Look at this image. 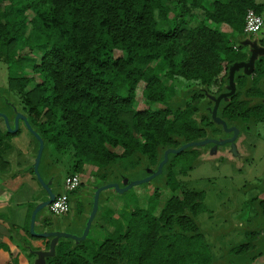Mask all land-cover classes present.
<instances>
[{
  "label": "trees",
  "instance_id": "obj_1",
  "mask_svg": "<svg viewBox=\"0 0 264 264\" xmlns=\"http://www.w3.org/2000/svg\"><path fill=\"white\" fill-rule=\"evenodd\" d=\"M249 8L262 14L264 5L257 0H0L7 89L23 91L33 80L23 75L30 68L40 81L23 94L21 114L42 138L43 150L49 145L61 154L68 152L74 171L84 164L96 167L95 187L108 182L123 186L124 172L142 166L148 175L167 148L230 136L212 120L213 100L207 96L214 85L213 96L226 91L230 65L249 56L236 49L245 40ZM28 10L33 13L29 19ZM196 10L203 21L187 26L186 17ZM205 22L225 24L234 41ZM23 48H39V62L25 61L19 54ZM156 71H164L171 81L190 82L191 100L170 103L173 84L165 85ZM141 82L142 97L164 107H134ZM234 82L235 92L220 101L217 116L238 127L232 149L237 155L236 144L248 135L251 122L264 117V54L255 60L252 75L239 70ZM17 113L13 109L11 117ZM11 133L6 127L0 130V143ZM198 147L168 155L160 174L174 193L157 213L158 191L146 207H130L121 214L125 227L104 217L113 229L98 244H88L87 237L74 244L60 237L49 264H214L211 245L195 220L203 209V193L178 180L193 168ZM187 151L191 163L177 169L171 156ZM8 166L0 147V171ZM258 204L264 215V200ZM244 236L233 249L235 255L256 252L257 233L246 230Z\"/></svg>",
  "mask_w": 264,
  "mask_h": 264
},
{
  "label": "rangeland",
  "instance_id": "obj_2",
  "mask_svg": "<svg viewBox=\"0 0 264 264\" xmlns=\"http://www.w3.org/2000/svg\"><path fill=\"white\" fill-rule=\"evenodd\" d=\"M260 1L264 2V0ZM32 15L31 11L28 10L26 12L28 19ZM262 15L264 17V8ZM169 17L172 18V15ZM186 20H188L187 26L191 27L203 21V14L197 10L190 12ZM205 23L211 28H217L226 33L230 41H234L228 26L225 24ZM29 27L28 24L25 34L28 33ZM263 31L264 26L261 32ZM115 53L116 55H123L120 51H115ZM19 54L24 55L25 61L29 63L33 60L38 63L42 56L39 48L32 50L23 48L19 51ZM156 73L165 85L173 84L174 96L170 103H173V100L181 103L191 100L192 95L188 93L191 88L190 82L182 79L171 81L164 75V71H156ZM8 75L9 69L4 62V56L0 53V113L8 115L9 124L13 128L14 118L11 117V112L13 113V109H16L19 113H22L23 94L38 83L40 78L30 68H26L23 71V75L32 77V82L23 91H9L7 89ZM143 86L144 84L141 82L136 88V99L134 102L136 109L149 108L157 110L165 106L160 103H148L142 97ZM210 90L211 92L207 97L213 94L216 86H211ZM251 123L248 135L242 140L243 142H237L236 144L239 152L237 155H234L229 143L216 149H213V146L209 143L199 146V157L193 162V168L187 171L185 175H178L181 186L183 185L203 193V209L195 220L200 231L211 245L215 258L214 264H264V215L258 204L259 201L264 200V128L262 122ZM5 127V121L0 116V130L4 131ZM255 133H260V137H256ZM11 134V146L6 148L4 155L11 162L12 171L15 173L19 171V165L22 164L26 141L31 139L35 145L36 141L20 118L17 122L16 132ZM114 150L117 152L121 151L120 148H115ZM171 159L176 163V168L180 169L191 163L192 156L187 151L180 156H171ZM48 168L51 169L49 172L52 176L55 186H53V189L55 191L58 190V187L64 185V179L67 175L78 174L81 182L77 189L84 187L80 192L90 191V198H92L94 187L97 185V176L94 173L96 167L84 164L80 171H74V160L68 155V152L61 154L53 149L52 146L47 145L43 150L39 164V172L45 181H47ZM117 170L118 168L114 167V171L117 172ZM123 174L125 178L131 181L145 177L147 171L142 166H139ZM156 191L159 193L158 204L154 210L157 213L164 201L174 193L165 185L164 174H158L144 185L143 183L135 185L124 192L116 191L114 188L103 190L99 195L96 214L97 216L101 215L103 219L104 217L107 219L112 217L113 219H118L121 226L125 227V221L120 217L121 214L127 212L130 207H146L149 199ZM175 192V194H178V189ZM79 200L80 197L76 194L73 197L71 196L70 210L65 214L53 216L61 231L68 233L79 232L77 224L79 220L85 218L75 214L81 208ZM104 208L105 210H101ZM105 223L109 230L113 229L112 225ZM108 229L105 228L101 231L102 238L108 234ZM246 230H254L257 233L255 240L258 238L259 242H254L256 252L250 254L252 251H248L244 255H235L233 249L245 241L244 232ZM69 240L72 244L77 242V240L72 238H69ZM92 242L95 243V240L87 237V243L93 245Z\"/></svg>",
  "mask_w": 264,
  "mask_h": 264
},
{
  "label": "crops",
  "instance_id": "obj_3",
  "mask_svg": "<svg viewBox=\"0 0 264 264\" xmlns=\"http://www.w3.org/2000/svg\"><path fill=\"white\" fill-rule=\"evenodd\" d=\"M257 3L264 2L257 0ZM8 146H11L10 139H2L0 147L3 149V156L9 162V166L7 170L0 171V264H49L51 256H43V259L40 260L39 253H47L50 251L52 237L41 234L61 230L58 228L56 220L53 219L54 215L49 213L47 207H44L36 212L33 222L34 233L30 232L33 210L39 203L47 199L45 189L32 172L36 145L31 139L26 141L24 157L21 161L22 164L19 165V171L15 173L12 171L11 162L4 155ZM49 171H51L50 168H48L46 174V182L53 189L54 184ZM63 188L64 186L62 185L58 187L57 191L53 189L55 195L62 192L64 190ZM82 189L84 187L75 190L69 195V200L75 194L80 197L78 202L81 208L75 214L85 217L83 220L79 217L81 219L77 224L79 232H71V234L74 233L78 236L84 230L92 209L93 199V196L90 198V191L80 192ZM101 210H105V208ZM104 221L101 215L97 216L95 214L86 237L95 240L97 244L100 243L103 239L101 231L105 228L108 229ZM59 239L60 237L56 240L55 246Z\"/></svg>",
  "mask_w": 264,
  "mask_h": 264
},
{
  "label": "water",
  "instance_id": "obj_4",
  "mask_svg": "<svg viewBox=\"0 0 264 264\" xmlns=\"http://www.w3.org/2000/svg\"><path fill=\"white\" fill-rule=\"evenodd\" d=\"M243 44L249 45V47L251 48V53L249 54L248 58L246 60H243V61L234 62L230 65V67L228 69V81H227V85H226V91L219 93L217 96H213V95L209 96L210 99L213 100V105L210 109L212 120L215 123L221 125V127L225 133H227V134L231 133V135L224 137V138L209 137V138H205V139H202L199 141L186 142L177 148H167L164 150L163 158L158 163L156 170L148 169L149 174L146 175L145 177H143L141 179L131 180V181L130 180L128 181V179L125 178L122 181L123 186H119V184L117 182H108V183H104L102 185L95 187V190L93 193V199H92V209L90 211V214L88 216V219H87V222H86V225L84 227L82 234L78 236V235H74V234H71L68 232H63V231H52V232L42 233L41 235H43V236H51L52 240L50 242V251L47 253H43V252L39 253L40 260L43 259V256H53L55 254V243L59 237H68V238H72L75 240H83L87 236V233L89 231L92 220L94 219V216L98 210L99 195L103 190H105L107 188H114L116 191L124 192V191L129 190L131 187H133L135 185L146 183L149 180H151L153 177H155L156 175H158L162 172V167L167 162L168 155L170 153H179V152L183 151L184 149L191 147V146H202V145H205L208 143H212L213 149H216V148H221L226 143H229L233 149L234 141H235V139L239 133V129L235 125L228 126L227 123L225 122V120H223L222 118L217 116V109H218L219 103L222 99H226L227 97L231 96L235 92V89H236L235 82H234L235 73L238 72L239 70H242L243 74L252 75L255 60L257 59L258 55L264 54V46H258L257 43L255 42V40L243 41ZM0 116L3 117V119L5 121L6 128L8 129V131H11V132H15L17 130L18 119L19 118L22 119L27 130L38 141V149H37V152L35 154L32 169H33V172H34L37 180L42 185V187L45 189V191L47 193V199L42 201L41 203H39L32 212L31 223H30V232L34 233L33 222L35 219L36 212L38 210L46 207L54 199V196H55V193L52 191L49 183L46 182L42 178V176L38 170V166L40 163V159H41V155H42V151H43V147H44V142H43L42 138L37 134V132L32 129V127L30 126L26 117L23 114L17 113L15 115L13 128H11L9 121H8V117L6 114L0 113Z\"/></svg>",
  "mask_w": 264,
  "mask_h": 264
},
{
  "label": "built area",
  "instance_id": "obj_5",
  "mask_svg": "<svg viewBox=\"0 0 264 264\" xmlns=\"http://www.w3.org/2000/svg\"><path fill=\"white\" fill-rule=\"evenodd\" d=\"M264 26V17L254 9L249 8L244 16L243 33L245 35H257ZM235 48V47H234ZM81 179L78 174H69L64 179V190L54 196V199L46 206L52 215L65 214L70 210L69 195L80 186Z\"/></svg>",
  "mask_w": 264,
  "mask_h": 264
},
{
  "label": "flooded vegetation",
  "instance_id": "obj_6",
  "mask_svg": "<svg viewBox=\"0 0 264 264\" xmlns=\"http://www.w3.org/2000/svg\"><path fill=\"white\" fill-rule=\"evenodd\" d=\"M244 38H245L244 41L255 40V42L257 43L258 46H264V31L259 32L257 35H245ZM236 49L241 51V52L247 53L248 55L251 53V48L249 47V45L242 44L240 47H238ZM262 100H263L262 103L264 105V98ZM260 122H262L263 128H264V117ZM249 129H251V124L249 126ZM230 135H231V133H230Z\"/></svg>",
  "mask_w": 264,
  "mask_h": 264
}]
</instances>
